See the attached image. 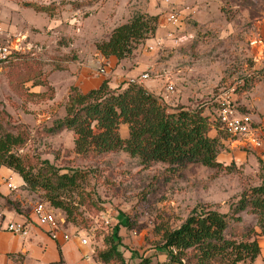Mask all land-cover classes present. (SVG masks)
Listing matches in <instances>:
<instances>
[{
  "label": "rangeland",
  "instance_id": "rangeland-1",
  "mask_svg": "<svg viewBox=\"0 0 264 264\" xmlns=\"http://www.w3.org/2000/svg\"><path fill=\"white\" fill-rule=\"evenodd\" d=\"M72 1L75 0H0V41L18 46L21 60L39 62L42 75H50L47 85L31 81L17 89L8 78L9 63L1 65L0 111L8 113L9 123L29 131L28 142L15 152L27 158L30 166L38 169L49 163L61 173L78 171L84 176L77 191L67 196L75 205L78 222L66 223L64 229L79 234L71 241H79L82 249H88L87 253L93 256L89 264H105L96 261L94 255L107 247L116 225L120 226L121 250L128 264H136L141 257L167 261L168 256L160 249L166 228L180 226L198 205L231 213L242 193L264 179L262 148L250 144L248 138H233L216 129L217 97L245 82L251 83V87L242 95L237 93L241 110L257 125L264 122V62H255L249 54L250 39L263 34L264 0H80V9ZM185 6L191 12L175 32L176 39L182 38L180 43L174 39V43L161 45L142 43L130 58L121 62L130 70L139 66L134 58L145 64L152 76L148 81L156 84L147 89L169 111L179 106L204 109L213 124L211 135L222 139L223 148L218 156L222 167L210 168L199 163H157L145 167L139 158L123 151L84 157L75 152L74 132H48L55 121L65 116L73 86H98L105 78L113 84L124 83V77L117 76L120 73L107 75V64L102 61L96 42L107 38L115 27L136 14H157L165 21L172 7ZM150 46L155 48L150 50ZM36 67L40 68L39 64ZM86 71L92 75L87 77ZM143 73L140 71L128 80H137ZM158 73L169 74L175 84L176 91L169 99H165V79L155 78ZM120 131L122 137L128 136L126 124L121 125ZM12 182L18 186L23 179L13 174ZM12 194H19L29 208L44 199L41 192L34 193L22 186ZM53 210L65 218L63 211ZM124 218H128L130 225L121 224ZM242 218L247 224L257 221L247 213ZM45 234L42 238L30 234L27 238L30 263L68 264L61 246ZM83 237L88 239V245L81 244ZM82 249L75 246L80 257Z\"/></svg>",
  "mask_w": 264,
  "mask_h": 264
},
{
  "label": "trees",
  "instance_id": "trees-1",
  "mask_svg": "<svg viewBox=\"0 0 264 264\" xmlns=\"http://www.w3.org/2000/svg\"><path fill=\"white\" fill-rule=\"evenodd\" d=\"M72 4L76 9L82 7L80 0L72 1ZM158 28V15L139 13L115 27L107 38L96 42V48L106 58L125 61L140 44L154 37ZM22 57L17 52L9 61L8 78L12 87L22 89L31 81L47 85L50 75H42V64L21 60ZM37 64L40 68L36 67ZM250 87L251 83L245 82L236 91L242 95ZM216 106V129L220 128L229 135L219 120L217 102ZM65 111V116L55 121L48 132H74L75 152L81 156L123 151L139 158L145 167L157 163L170 166L199 163L210 168L223 166L218 161L223 148L222 139L211 135L213 124L204 109L179 106L169 111L159 97L140 83L128 80L114 88L105 78L98 87L87 92L73 86ZM0 112V170L7 168L19 174L24 189L41 192L42 201L63 211L64 226L78 222L74 215L75 205L67 196L77 191L84 176L78 171L61 173L49 163L38 169L30 166L27 158L15 152L30 139L29 131L22 125H12L7 119L8 113ZM122 124L128 126L129 133L125 138L120 131ZM4 205L27 216L25 219L31 217L27 215L29 206L24 208L19 200L6 197ZM231 209L230 213L196 206L180 226L166 228L162 233L160 249L168 256L167 261L154 262L150 257H141L136 264H252L261 253L259 238L264 236V179L261 184L245 190ZM243 213L253 215L256 224L245 223ZM121 224L130 225L128 218H124ZM119 231L120 226L116 225L107 240V247L95 253L96 261L128 264L121 250Z\"/></svg>",
  "mask_w": 264,
  "mask_h": 264
},
{
  "label": "built area",
  "instance_id": "built-area-1",
  "mask_svg": "<svg viewBox=\"0 0 264 264\" xmlns=\"http://www.w3.org/2000/svg\"><path fill=\"white\" fill-rule=\"evenodd\" d=\"M170 2L169 0H166ZM191 12L189 6L181 8H171L165 16L166 24L171 27V30L168 31V36L172 40L174 39L175 43H179L181 39H176V30L184 25L188 13ZM180 29V28H179ZM3 30L0 27V36L2 35ZM158 45H161V41H156ZM155 47L150 46L149 49L153 50ZM20 51L18 46L11 45L10 42H1L0 41V66L9 63L14 53ZM152 76L149 71L144 72L139 78L130 79L131 83H141L145 80L151 79ZM157 80L165 79L167 83V94L165 99H169L170 94H174L176 91L175 84L170 80L169 74H157L155 76ZM237 88L231 87L226 91L222 92L219 97H217L216 102L219 105V120L222 124L223 129L229 134L230 137L235 138H248L250 144L255 147H262V129L257 125L253 118L242 112L241 104L238 100ZM11 177L6 180V184L9 189H16L17 186L11 181ZM32 216L30 219L23 220H14L9 219L5 214L0 212V232L7 231L14 235H19L22 237H27L30 235L31 226L38 225L40 228L45 230L52 239L58 240L62 238L66 241L71 238L79 236L77 233H69V231L63 230L65 219L59 217L55 214L53 208L50 206L49 202L40 201L36 202L32 208ZM82 245H88V239L83 237L81 238ZM92 255L86 254L85 258L90 259ZM93 257V256H92Z\"/></svg>",
  "mask_w": 264,
  "mask_h": 264
},
{
  "label": "crops",
  "instance_id": "crops-1",
  "mask_svg": "<svg viewBox=\"0 0 264 264\" xmlns=\"http://www.w3.org/2000/svg\"><path fill=\"white\" fill-rule=\"evenodd\" d=\"M169 30H171V27H169L166 24V21H164L162 17H159V28H158L155 36L150 38V39H147L144 43H155L156 41H161L162 43H174L173 40L171 38H169V36H168ZM184 37H187L186 34L184 35ZM180 39H182V38H180ZM249 44H250L249 54H250V56H252L254 61L257 63L264 62V28H263L262 36H257V37L254 36L253 38L250 39ZM138 50H140V49H138ZM100 56L102 57V61H105L107 64L105 66L107 75L108 76H114V74L120 73L117 76L118 77H124V80H122V83L126 82L129 78H131L135 75H138V72H140V71L146 72V69L144 68L145 64H143L141 61L139 62L138 58H134L133 61L137 62L139 66L134 70H130V69H127L123 66V64H125L123 62H125V61H123V62H121V64L117 65V63H119V62L114 57L106 58L101 54H100ZM108 59H109V61H107ZM115 65L117 66V69L116 68L113 69V67ZM181 70H182V68H181ZM179 71H180V69H179ZM88 74L90 75L91 73L86 71L85 75H87V77H88ZM94 80L95 79H93V81ZM85 81L89 82L90 79H87V80L85 79ZM110 84L112 87L115 88V87L123 85L124 83L121 85H118V84H113L112 81H110ZM141 84L148 89H149V86H155L156 85L155 83H151L148 80L141 82ZM85 85H87V86H85ZM79 86L83 92H87L90 89L98 87V86H89L88 87V84H85V83L80 84ZM260 126H261L260 128L262 129L263 134H264V122H262V125H260ZM261 148L264 151V140H263V144H262ZM13 174H16V173L12 172L11 170H9L7 168H2L0 170V175H4V176H0V209L2 210L1 212L3 214H5L9 219L23 220L27 216H25L23 214H19L15 211H11L10 209H8L4 205L5 198L9 197L10 199H13V200H19L22 203V206L24 208L28 207L27 203L25 201H23L24 199L20 198L19 194L10 195V193H11V191H13V189L12 190L9 189V187L6 184V180L10 177L12 178ZM11 181H12V179H11ZM23 184H24V182H22L21 184H19L18 186L16 185V186L18 188V187L22 186ZM4 186L6 187V189H4ZM31 212H32V207L29 209L28 214L26 212L24 214L32 216ZM63 230H66V229L63 228ZM30 234L34 235V236L41 237V238L46 236L45 230H43L42 228H40L38 225H35V224L32 226ZM31 235H29V236H31ZM29 236L22 237L19 235H14L12 233H9L7 231H1L0 232V264H31L30 263L31 259L28 256L29 249H28V246L26 243V240ZM75 238H77V237H74V239ZM71 240H73V238L66 241L62 238V236L58 240H55L57 245L61 246V249L63 250L64 254L67 255V258H66L67 263L68 264H89L88 263L89 259L85 258V255L88 254L87 253L88 249H86V248L82 249L79 241L72 243ZM259 243L261 245V253L252 264H264V236L259 238ZM75 246H78L79 248L82 249L81 257L75 251ZM83 253H84V257H82ZM16 259H18V260H16ZM94 264H95V261H94Z\"/></svg>",
  "mask_w": 264,
  "mask_h": 264
}]
</instances>
